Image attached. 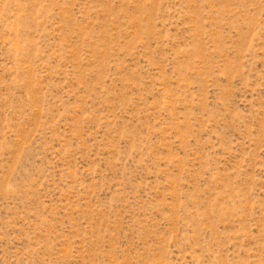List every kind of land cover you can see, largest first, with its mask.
Wrapping results in <instances>:
<instances>
[{"label": "rangeland", "instance_id": "obj_1", "mask_svg": "<svg viewBox=\"0 0 264 264\" xmlns=\"http://www.w3.org/2000/svg\"><path fill=\"white\" fill-rule=\"evenodd\" d=\"M0 264H264V0H0Z\"/></svg>", "mask_w": 264, "mask_h": 264}]
</instances>
